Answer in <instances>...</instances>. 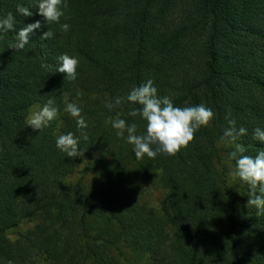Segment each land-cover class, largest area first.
<instances>
[{
	"label": "trees",
	"instance_id": "1",
	"mask_svg": "<svg viewBox=\"0 0 264 264\" xmlns=\"http://www.w3.org/2000/svg\"><path fill=\"white\" fill-rule=\"evenodd\" d=\"M29 7L31 17L16 12ZM60 23L45 26L36 0H0L15 31L0 40V264H264V215L247 207L249 187L230 173L234 145L220 143L230 111L247 129L246 155L264 142V0H67ZM41 21L23 50L19 29ZM70 25L67 32L61 24ZM48 28L53 38L41 40ZM62 54L79 60L78 77L55 72ZM50 67H44L43 65ZM151 79L177 107L203 103L215 113L176 156L137 160L116 136L112 119L131 117L125 97ZM49 98L57 118L41 133L27 125L30 110ZM65 100L82 109L85 141ZM69 132L83 157L56 147ZM80 177L73 181L78 171ZM168 193L160 208L140 202L154 175ZM258 191V190H257ZM35 223L16 240L8 234Z\"/></svg>",
	"mask_w": 264,
	"mask_h": 264
},
{
	"label": "clouds",
	"instance_id": "2",
	"mask_svg": "<svg viewBox=\"0 0 264 264\" xmlns=\"http://www.w3.org/2000/svg\"><path fill=\"white\" fill-rule=\"evenodd\" d=\"M38 14L43 17L45 26L52 23H60L67 9V0H36ZM16 12L24 17H31L33 13L29 7L17 5ZM16 20L12 12L0 17V40L9 32L15 31ZM42 27L41 21L28 24L17 32L15 42L9 44V48L20 51L29 44L31 35ZM70 25L61 24L60 30L67 32ZM53 32L48 28L40 37L41 40L53 38ZM58 66L55 72L65 74L68 81H75L78 77L77 69L79 60L74 56L62 54L57 57ZM44 67H50L45 64ZM125 103L138 105L133 107L128 115L140 117L146 122L145 132L139 134L135 123L128 124L124 119L116 118L110 121L112 128L116 130L118 138H124L127 133V143L133 146L137 160L145 156L155 159L157 155L176 156L182 149H187L194 142L195 134L201 127L210 126L215 113L203 103L196 106L177 107L169 96H159L154 82L149 79L139 86H133L125 97H115L114 102L106 103V107L112 110L121 107ZM64 111L76 121L77 130L80 131L83 140H88L84 131L88 123L82 109L75 103L65 100ZM59 113L54 98H49L46 103L37 111H34L27 118V125L33 131L41 133L54 121ZM228 123L220 138V143L234 145V150L228 154V159L235 161V168L230 175L235 179L246 183L249 187L247 207L254 206L256 215H264V148L258 149L255 156L246 155V147L238 143L242 137L247 135V129L236 127V121L231 118L229 111L225 115ZM254 140L264 142V129L259 127L253 130ZM80 138L69 132L56 138V147L67 157H83L85 150L79 148ZM258 190V191H257Z\"/></svg>",
	"mask_w": 264,
	"mask_h": 264
},
{
	"label": "rangeland",
	"instance_id": "3",
	"mask_svg": "<svg viewBox=\"0 0 264 264\" xmlns=\"http://www.w3.org/2000/svg\"><path fill=\"white\" fill-rule=\"evenodd\" d=\"M39 109H40L39 106L37 105L33 106L30 110V114ZM80 174H81V170L78 171L76 177L73 178V181L74 180L76 181V179L80 177ZM159 179H160L159 173L154 174L149 178V180H147L144 183V185L142 186V195L140 198V202L142 204H146L147 206L154 207V208H160L163 205L168 192L161 185H159ZM34 224L35 223H32V222L24 223L19 228L10 232L8 234L9 238L11 240H16L23 233L31 229ZM36 264H46V262L44 261V258L40 257Z\"/></svg>",
	"mask_w": 264,
	"mask_h": 264
}]
</instances>
